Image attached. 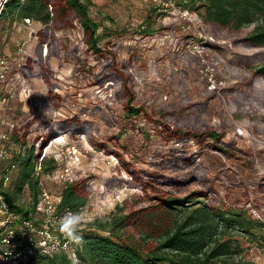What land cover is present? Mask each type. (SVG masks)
I'll return each instance as SVG.
<instances>
[{
  "label": "rangeland",
  "instance_id": "rangeland-1",
  "mask_svg": "<svg viewBox=\"0 0 264 264\" xmlns=\"http://www.w3.org/2000/svg\"><path fill=\"white\" fill-rule=\"evenodd\" d=\"M88 1L90 17L98 23L99 45L114 49L117 61L133 75L132 103L142 108L140 113L124 112L116 81L108 86L94 83L90 68L97 71L101 59L84 50L75 21L55 31L54 41L42 43L39 49L40 22L0 17V57L8 65L6 77L0 80V129L9 131L31 121L29 145L45 121L79 115L91 122L92 141L85 134L63 133L58 142L45 144L51 155L67 147L76 149L78 160L67 158V162L75 169V180L91 188L82 210L83 230L95 220H105L116 205L138 193L127 184L131 179L127 163L156 174L162 180L154 185L156 191L169 189L162 183L171 178L187 179L177 192L201 188L212 203L247 213L253 207L264 223V75L255 80L249 75L264 61V48L239 42L252 24L239 31L211 30L197 13L184 17L161 8L157 2L162 0ZM28 59L32 71L26 76L23 65ZM228 87L236 92L231 99ZM157 112L165 118L154 120ZM181 127L192 131L217 127L228 153L189 140L185 148L196 154L198 166L163 165L172 143L162 132ZM42 180L51 192L58 190L51 177ZM149 193L137 195L147 200ZM23 197L27 199L25 192ZM236 239L245 261L264 264V242L241 235Z\"/></svg>",
  "mask_w": 264,
  "mask_h": 264
},
{
  "label": "trees",
  "instance_id": "trees-1",
  "mask_svg": "<svg viewBox=\"0 0 264 264\" xmlns=\"http://www.w3.org/2000/svg\"><path fill=\"white\" fill-rule=\"evenodd\" d=\"M89 4L88 0H5L0 17L22 21L29 18L40 22L42 27L37 32L39 49L42 43L54 41L55 31L68 28L75 21L82 32L84 50L101 59L97 71L94 72V67L90 68L94 83L101 85L116 81V96L124 112L128 116L137 115L142 108L132 103L136 98L132 88L133 75L127 66L117 61L114 49L99 45L98 23L90 17ZM183 4L197 13L211 30L239 31L252 24L239 42L256 49L264 48V0H186ZM23 66V74L29 76L31 60L28 59ZM251 70L249 75L254 80L264 75V61ZM254 80L251 81L252 87ZM226 90L231 93L230 99L236 94L230 87ZM240 100L238 103L242 104ZM152 118L159 121L165 116L159 117L157 112ZM31 123L26 121L21 126H13L11 130L14 141L23 152L15 158L16 171L10 185L4 190L10 209L23 216L28 215L36 200L40 176L51 172L57 165L53 155L45 153L40 174H32V166L42 147L51 138L63 133L71 137L85 134L89 141L94 139L91 122L73 115L41 123V129L32 138V143L27 145L26 136ZM221 132L217 127L195 131L181 127L162 132L172 143L168 156L162 161L163 165L198 166L196 154L185 148L189 140L226 155L228 150L224 147ZM237 132L242 134L241 129ZM178 144L181 146L178 147ZM113 153L118 156L116 151ZM155 166L161 165L155 163ZM126 168L131 175L127 184L136 188L138 193L133 192L116 205V211L105 220H95L91 227L81 229L85 243L76 251L79 264H252L240 256L242 249L236 239L241 235L264 242V226L251 213L230 205H220L219 202L212 203L206 199L201 188L177 192V186H183L187 179L171 178L167 183H162L169 189L156 191L154 185L158 186L157 181H162L156 174L136 170L134 165L128 163ZM134 170L138 173L135 174ZM199 175L197 172L194 177L198 178ZM189 182H194V179ZM90 190V185L81 181L66 184L61 190L59 210L79 211L86 204ZM146 190H151V193L150 198L144 200L141 196ZM23 192L27 194V199H24ZM29 261L30 264H71L63 252L44 254L38 250L29 255Z\"/></svg>",
  "mask_w": 264,
  "mask_h": 264
},
{
  "label": "built area",
  "instance_id": "built-area-1",
  "mask_svg": "<svg viewBox=\"0 0 264 264\" xmlns=\"http://www.w3.org/2000/svg\"><path fill=\"white\" fill-rule=\"evenodd\" d=\"M186 0H162L157 2L161 8H169L180 13L181 16L188 17L193 11L184 6ZM5 0H0V10L3 7ZM159 6V7H160ZM195 13V12H193ZM24 21L29 22V18H24ZM45 53V52H44ZM7 62L3 57H0V80L7 75ZM212 70V69H210ZM211 74V72L209 71ZM113 84L112 81H108ZM107 82V83H108ZM106 83V86H108ZM111 84V85H112ZM215 87L214 85L211 88ZM1 126V125H0ZM58 137H53L50 144L58 142ZM56 140V141H55ZM42 147L39 157L35 160L32 166V174L39 175L42 170V157L46 153V147ZM22 148L14 141L12 131L0 129V264H30L29 255L35 250L44 254H54L63 252L69 259V255L74 248L75 257H77L76 246L64 247L62 237L56 232L55 221L70 210H59L58 205L61 199V190L63 186L72 182L76 178V173L73 165L67 162V158H72L73 162L78 160L75 148H65L61 153L53 154L57 162L56 167L49 173L42 174L38 180L39 191L33 206L27 216L14 213L5 199L4 190L10 185L11 178L16 171L17 161L15 158L22 155ZM59 158L64 159V163L59 164ZM108 160H112L109 159ZM51 177L54 184L58 186V190L51 192L43 183L42 177ZM83 207L79 210L82 211ZM250 213L261 221L262 218L253 207H249ZM52 237L54 239H50ZM55 245L57 251L48 252ZM70 263L72 261L69 259Z\"/></svg>",
  "mask_w": 264,
  "mask_h": 264
},
{
  "label": "clouds",
  "instance_id": "clouds-1",
  "mask_svg": "<svg viewBox=\"0 0 264 264\" xmlns=\"http://www.w3.org/2000/svg\"><path fill=\"white\" fill-rule=\"evenodd\" d=\"M84 216L85 213L83 211H69L55 221L57 225L56 232L59 233V237L63 238V241L65 242L64 247L66 249L69 246L79 247L84 245L85 239L81 230V225L85 222ZM49 238L54 239L52 237ZM57 250V247L53 245L51 249H47L46 251L50 253ZM69 259L72 261V264H78L74 248L72 253L69 255Z\"/></svg>",
  "mask_w": 264,
  "mask_h": 264
},
{
  "label": "bare ground",
  "instance_id": "bare-ground-1",
  "mask_svg": "<svg viewBox=\"0 0 264 264\" xmlns=\"http://www.w3.org/2000/svg\"><path fill=\"white\" fill-rule=\"evenodd\" d=\"M111 84H112L111 82H108V83H107V85H111ZM60 139H61V137H58L56 140H60ZM56 140H55V141H56Z\"/></svg>",
  "mask_w": 264,
  "mask_h": 264
}]
</instances>
